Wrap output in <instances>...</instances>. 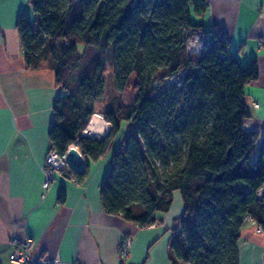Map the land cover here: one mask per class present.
Wrapping results in <instances>:
<instances>
[{
    "label": "trees",
    "instance_id": "1",
    "mask_svg": "<svg viewBox=\"0 0 264 264\" xmlns=\"http://www.w3.org/2000/svg\"><path fill=\"white\" fill-rule=\"evenodd\" d=\"M36 25L20 13L15 22L24 62L51 65L62 95L53 103L50 148L62 154L76 143L86 163L112 147L124 123L134 124L122 152L114 151L100 184L109 214L139 226L167 211L179 190L183 210L172 236L171 264H238L237 243L245 220L264 232V137L245 130V85L256 79L252 60L242 66L217 27L192 20L207 0H29ZM209 32L199 52L188 39ZM196 55H198L196 57ZM109 59L114 85L122 90L134 75V101L120 97L102 113L110 123L101 140L81 135L103 94L101 69ZM187 69L166 85L169 75ZM79 73V74H78ZM78 74V77L76 76ZM76 86H71L72 82ZM256 154L254 160L253 155ZM64 192L61 190L59 200Z\"/></svg>",
    "mask_w": 264,
    "mask_h": 264
},
{
    "label": "crops",
    "instance_id": "2",
    "mask_svg": "<svg viewBox=\"0 0 264 264\" xmlns=\"http://www.w3.org/2000/svg\"><path fill=\"white\" fill-rule=\"evenodd\" d=\"M207 4L203 14L192 16L193 22L203 30L217 27L225 33L229 53L242 66L256 61L258 76L244 87L248 116L243 127L256 131L261 139L264 16L259 9L264 0H207ZM20 13L36 25L29 0H0V264H14L9 261L11 237H29L30 255L49 259L52 264H171L169 243L180 231L178 218L183 210L179 190L171 192L167 211L153 213L155 220L150 226L107 213L100 200V184L109 172L115 145L123 140L125 130L135 129L134 124H123L103 157L87 159L83 179L52 171L49 188L41 196V162L50 149L52 106L61 90L50 64L25 65L15 26ZM110 108L111 100L105 110L94 107L93 113L102 114ZM61 190L64 196L59 200ZM123 236L130 237L124 258L118 250ZM237 248L238 264H264V232L250 220L241 227Z\"/></svg>",
    "mask_w": 264,
    "mask_h": 264
},
{
    "label": "built area",
    "instance_id": "3",
    "mask_svg": "<svg viewBox=\"0 0 264 264\" xmlns=\"http://www.w3.org/2000/svg\"><path fill=\"white\" fill-rule=\"evenodd\" d=\"M259 14L264 16V5H262L259 9ZM210 37L209 32L205 33H195L193 36H191L188 39L187 47L188 51L190 53L193 52H199L203 49L204 43L206 40H208ZM260 40H262L260 38ZM187 71V69H181L179 72L174 73L172 75H169L165 79V84L169 85L172 84L173 82L179 81L184 73ZM62 92H59L58 96H61ZM255 107L257 106L256 103L253 104ZM96 114L99 119L103 121L105 125L108 126V131L110 129V123L106 121L101 113H93L92 115ZM91 115V117H92ZM90 117V118H91ZM85 129V127H84ZM84 129L81 131V135L88 136L93 139L92 135L85 134ZM74 148L77 150L79 156L81 159H83V155L76 143H70L66 149V151L62 154H59L57 151L54 149H49L47 153L45 154L42 162H41V168L43 170V175L44 179L42 182V193L41 196H44L45 191L49 188L51 177H52V171H58V172H64L68 171L70 166L66 162V157L68 155L69 149ZM246 220H250L252 223H255L254 220L247 218ZM150 226V224L148 225ZM257 228H259L257 226ZM9 243L12 246L11 253L9 255V261L14 264H52L53 261L49 259H37L33 258L30 255V247H31V239L29 237H23V238H15L11 237L9 239ZM129 245H130V237L129 236H123L118 244V250H119V255L121 257H125L126 254L129 251Z\"/></svg>",
    "mask_w": 264,
    "mask_h": 264
},
{
    "label": "rangeland",
    "instance_id": "4",
    "mask_svg": "<svg viewBox=\"0 0 264 264\" xmlns=\"http://www.w3.org/2000/svg\"><path fill=\"white\" fill-rule=\"evenodd\" d=\"M197 56L198 55H196V57ZM78 74H76L77 77ZM100 77L104 83V88L103 94L99 98L94 100L93 106L95 108H99L102 111L105 110L109 106L110 100H112L114 97H120L122 102L124 101V103L127 104H130L134 101L136 94V88L133 85L134 75L131 76L128 84L122 90H117L114 85L115 79L113 65L109 59H106L101 69ZM71 86L74 88L76 86V82L73 81ZM130 135H134L137 137L136 130L134 128H129L125 130V132H123V140L118 144L117 147L115 145L113 151L122 152L123 148L125 147L126 140Z\"/></svg>",
    "mask_w": 264,
    "mask_h": 264
},
{
    "label": "bare ground",
    "instance_id": "5",
    "mask_svg": "<svg viewBox=\"0 0 264 264\" xmlns=\"http://www.w3.org/2000/svg\"><path fill=\"white\" fill-rule=\"evenodd\" d=\"M108 132V126L103 123L101 119L98 118L96 114L92 115L91 118H89L84 133L92 135L95 139H100L103 136L106 135Z\"/></svg>",
    "mask_w": 264,
    "mask_h": 264
},
{
    "label": "water",
    "instance_id": "6",
    "mask_svg": "<svg viewBox=\"0 0 264 264\" xmlns=\"http://www.w3.org/2000/svg\"><path fill=\"white\" fill-rule=\"evenodd\" d=\"M108 133H109V131L106 133V135ZM105 136H103L102 138H100L98 140L103 139ZM66 162L70 166V168L78 174H82L85 170L86 163L84 161V158L81 159L77 150L74 148L69 149L68 155L66 157Z\"/></svg>",
    "mask_w": 264,
    "mask_h": 264
}]
</instances>
